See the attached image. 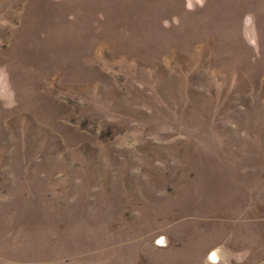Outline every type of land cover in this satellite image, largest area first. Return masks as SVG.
I'll list each match as a JSON object with an SVG mask.
<instances>
[{"label": "rangeland", "instance_id": "obj_1", "mask_svg": "<svg viewBox=\"0 0 264 264\" xmlns=\"http://www.w3.org/2000/svg\"><path fill=\"white\" fill-rule=\"evenodd\" d=\"M0 264H264V0H0Z\"/></svg>", "mask_w": 264, "mask_h": 264}]
</instances>
